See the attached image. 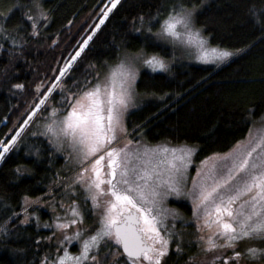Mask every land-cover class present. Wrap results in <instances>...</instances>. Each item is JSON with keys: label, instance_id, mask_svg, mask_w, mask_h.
Returning a JSON list of instances; mask_svg holds the SVG:
<instances>
[{"label": "trees", "instance_id": "1", "mask_svg": "<svg viewBox=\"0 0 264 264\" xmlns=\"http://www.w3.org/2000/svg\"><path fill=\"white\" fill-rule=\"evenodd\" d=\"M106 1L0 0V155L39 103L41 111L47 103L66 110L70 99L92 85L123 51L172 60L166 73L139 72L135 91L143 103L125 116L128 139L194 147L196 163L243 141L264 116V0H119L94 31ZM36 7L42 14L38 20ZM188 9H195L194 26L210 46L234 52L220 67L177 61L173 50L153 37L170 15ZM87 38L85 48L59 76ZM64 165V157L45 139L29 136L28 128L0 156V264L56 262L61 247L42 224L50 226L57 201L62 206L79 203L85 224H91L95 205L92 211L79 195L62 194L69 176ZM172 205L190 218L189 205ZM197 244L194 234L172 240L155 264H201L205 254ZM220 256L212 264L225 257L234 263L230 254ZM121 260L133 261L122 255L113 237L86 264Z\"/></svg>", "mask_w": 264, "mask_h": 264}, {"label": "rangeland", "instance_id": "2", "mask_svg": "<svg viewBox=\"0 0 264 264\" xmlns=\"http://www.w3.org/2000/svg\"><path fill=\"white\" fill-rule=\"evenodd\" d=\"M118 1H106L94 31ZM194 12L188 9L170 15L153 37L169 46L177 61L220 67L234 52L210 46L194 26ZM41 16L36 7L34 18ZM88 40L68 59L59 76ZM171 63L157 55L123 51L92 85L70 99L66 110L59 111L47 103L41 111L43 103H39L7 145L1 147L0 156L14 147L28 128L29 136L45 139L55 153L64 157L63 172L69 176L63 181L62 194L79 195L89 202L92 211L95 205L89 226L79 203L62 206L57 201L59 208L51 209L50 226H42L53 231L56 245L62 250L54 264H86L100 244L113 240L107 215L111 197L120 201L127 197L130 207L140 211L144 230L151 235L143 238L152 243L154 252L143 260H131L132 264H155L172 240L190 238L192 234L205 254L201 264H212L217 256L229 254L233 264H264V116L228 152L199 163L194 161V147L147 145L127 138L125 116L143 103L135 91L139 72L166 73ZM113 163L118 166V177L110 188L111 195L102 198L99 181ZM98 202L107 203L99 206ZM172 203L189 205L190 218ZM230 260L225 257L220 263L228 264Z\"/></svg>", "mask_w": 264, "mask_h": 264}, {"label": "flooded vegetation", "instance_id": "3", "mask_svg": "<svg viewBox=\"0 0 264 264\" xmlns=\"http://www.w3.org/2000/svg\"><path fill=\"white\" fill-rule=\"evenodd\" d=\"M117 167L118 166L115 163H113L110 166H108V168L105 172H103L102 177L100 178V181H99L100 197L103 198L104 196H110L111 195L110 188L115 185L116 179L118 177V170L119 169ZM111 198H112L113 202L110 203L111 205L108 208L109 212L107 211L108 212L107 213L108 218H109V220L111 219L110 228L112 227L113 224L120 223L122 221L124 215H130V214L136 215L137 221H138L137 231L141 235L144 243L147 245H150L152 247V253H153L154 252V246L152 245V243H148L143 238L144 235H147V236H151V235H149V233H147L144 230V225L142 224V220L140 217L141 216L140 211L138 209L130 207L129 199L127 197H124L123 200H121V201L116 200L114 197H111ZM115 240L117 241L118 246H119L118 240L116 238H115ZM150 254L144 253L141 256L140 260H143L147 255H150Z\"/></svg>", "mask_w": 264, "mask_h": 264}, {"label": "water", "instance_id": "4", "mask_svg": "<svg viewBox=\"0 0 264 264\" xmlns=\"http://www.w3.org/2000/svg\"><path fill=\"white\" fill-rule=\"evenodd\" d=\"M137 217L134 214L124 215L120 223L111 227L112 234L119 242L122 255L128 260H139L144 253H152V247L144 243L137 231Z\"/></svg>", "mask_w": 264, "mask_h": 264}]
</instances>
